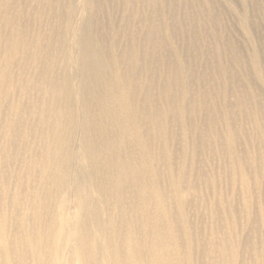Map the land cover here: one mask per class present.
<instances>
[{
  "label": "bare ground",
  "instance_id": "bare-ground-1",
  "mask_svg": "<svg viewBox=\"0 0 264 264\" xmlns=\"http://www.w3.org/2000/svg\"><path fill=\"white\" fill-rule=\"evenodd\" d=\"M117 3L123 18L109 11L111 0H103L102 6L95 0H83L85 20L72 43L71 64L64 63L58 71L55 66L66 48H55L46 41V57L30 64L33 74L25 96L17 98V105L9 104L7 114L4 111L7 118L2 131L9 133L12 149H17L13 139L19 137L24 151L30 146L29 138L48 144V151L37 168L33 159L38 156L31 150L30 160H22L28 178L15 169L16 176L9 180L29 190L24 198L27 205L14 214L15 222H7V212L0 208V264H61L65 254H59L67 248L71 259L79 264H195V254H202V249L200 244L191 245L185 212L188 195L197 188L200 191L201 182L206 180L220 190V184L230 185L239 177L241 195L228 200V191L224 195L216 191L221 196L220 204L233 209L242 194L250 196L253 178L239 166L243 155L251 162L250 148L240 154L228 136L220 154L222 142L214 127L209 130L204 117L215 118L218 112L225 116L226 112L231 118L230 101L234 99L240 110L236 116H248L246 119L256 123L264 113L263 99L252 92L254 78L241 83L231 71L230 60L235 58L226 54L228 30L222 41H217L216 35L213 42L212 32L211 36L204 35V28L217 29L213 2L207 0L204 7L191 0L189 4L194 5L187 7L188 15L185 13L183 18L177 17V9L169 11L166 0ZM62 7L63 0H48L47 10H42L40 0H0L2 72L12 67L19 49L27 51L38 45L43 32L57 34L55 28L46 32L42 23L47 14L62 19ZM31 15L36 19L27 20ZM66 17L72 25L75 0H68ZM119 23H123V29ZM235 47L231 45L230 51L236 55ZM207 52L212 54L211 59L206 57ZM24 56L27 69L28 56ZM253 62L263 78L256 55ZM72 68L79 73L78 86ZM248 68L247 60L242 59L240 69ZM41 75L46 82L44 88ZM8 80L0 76V87ZM17 112L20 115L16 117ZM176 126L185 130L179 154L169 149ZM254 126L262 130L258 124ZM20 128L23 133H19ZM158 147L166 165L164 175L157 170ZM202 151L205 165L199 170L190 164ZM12 160L15 166L18 159L13 155ZM224 167L232 171L230 176L223 175ZM253 170L259 177L260 168L253 166ZM37 171L43 176L40 184L32 176ZM185 175L192 185L188 192L182 189ZM260 179L258 185L262 184ZM257 190L259 196L263 190ZM9 191L5 190L3 199ZM251 204L245 202V209H252ZM173 205L182 231L174 223ZM247 212L250 220L252 210Z\"/></svg>",
  "mask_w": 264,
  "mask_h": 264
},
{
  "label": "rangeland",
  "instance_id": "rangeland-1",
  "mask_svg": "<svg viewBox=\"0 0 264 264\" xmlns=\"http://www.w3.org/2000/svg\"><path fill=\"white\" fill-rule=\"evenodd\" d=\"M166 1L169 6V11L177 9L176 14L179 18H183L185 13L188 15L187 7L192 8L194 5L189 4L191 3V0ZM208 1L213 2L212 13L218 21L216 25L217 29L210 28L206 30L204 28V35L211 36L210 32H212L213 34L211 38L215 35L213 42L216 41V35H218L219 39L217 41H222V35L226 30H228L230 38L227 37V40H225L228 46L226 54L231 59L235 58V60L229 59L230 69L236 73V78L241 83H244L246 79L249 81L251 78H254L253 82L257 86L255 85V87H252V92L255 96L263 99L264 112V0ZM95 2L99 6L103 5V0H95ZM117 4V0H111L109 11L112 10L116 18H123V14L117 11ZM202 4L205 7L207 0H197L195 5L200 6ZM30 5L34 6L32 3ZM82 5L83 0H75V19L73 20L72 25H69L71 23L66 20L68 0H63L62 16H64L62 19H52V17L47 14L42 23L46 32H49L51 28H55L58 30L57 34L55 36H51V34L43 32V38L38 45L31 46L27 51H24L23 49H19V51H17V57L12 67L6 73L2 72L1 68L3 67H0L1 78L5 75L9 79L6 83H2L0 87V208L1 211L7 212L5 216L7 222H15L14 214L21 213L24 210L27 205L24 198L25 194L29 190L26 186L21 188L16 180H14V182L9 180L13 179L17 172L23 177L28 178L29 171L25 169L24 164H22V160H30L31 150H34L38 156L33 159V162L37 168H39L42 161H44L43 158H45L47 154L48 144L41 145L39 143H35L32 138H29L28 143H30V146L24 151L22 149L23 140L19 137H15L13 140L17 149H12L8 141L9 133L2 131L4 127L3 120L7 118L4 111L6 110L7 114L9 104L13 103L17 105L19 101L17 98L25 96L24 93L26 86L28 85L30 76L33 74V69L30 64L35 63L37 59L41 62L46 57L47 52L43 49V46L47 45L46 41H48L49 44L52 43L55 48H58L60 45L66 48L63 56H59L58 63L55 66L58 71L61 70L64 63L71 64L72 57L74 55L72 43L76 34L79 32V27L81 26L80 23L85 20V15L82 13ZM40 7L42 10H47L48 0H40ZM153 18H158V15L153 14ZM30 19H36V17L31 15L27 18V20ZM118 25L120 29L124 28L123 23H119ZM67 41L70 43L69 47L66 45ZM231 45L237 46L241 49V51L239 52L238 48L235 47V55L232 51H230ZM180 46H183V44L181 43ZM192 53H194L193 50ZM24 54L28 56V59L26 58V60L29 61L27 69H25ZM255 55L257 56L256 63L258 68L263 70V78L258 75L260 73H258L254 67L255 62H253V59ZM206 57L211 59L212 54L207 52ZM242 59L247 60L248 63L249 68L246 71H242L240 69ZM204 67H206V64H204ZM204 67H202V70H205ZM71 70L73 75H76L75 84L78 86V79H80L79 73L75 68H72ZM44 73H46L45 69L43 70V74ZM40 82L44 88L46 86L44 75H41ZM42 97L46 99L44 95ZM48 100H52L51 96H49ZM219 103L222 105L223 98L219 100ZM230 103L232 105L230 114L233 115L231 118H227L226 112L225 116L222 115L224 112H218L215 118L207 115L204 119L209 130L213 127L215 128L219 142H222L219 146L220 149L218 148V152L220 154H222V148L224 146V142H226L224 140H226L228 136L232 137L234 147L240 154L242 150H246L248 147L250 148V151L252 152L251 162L246 155H243L240 157L239 163L240 168L244 169V171H246L249 175L248 177L253 178L250 186V196L242 194V196L238 199L239 202L234 205L233 209L228 207L226 204H220L222 201L220 200L221 192L222 195H224L227 191L229 192H227L229 194V197L227 196L228 200H231L230 197H236L240 192H242L243 185L237 174H235V176L238 177V181H230V185L226 182L225 186L219 183L221 187L220 190L218 187H212L210 180H206L205 182H201L200 191L199 188H197L195 193L188 195L185 212L188 217L189 227L191 230V245L193 246L195 243L200 244L202 249V254L200 251H197L195 254V264H264V113L261 116V111L260 119L256 123H252L249 119H246L248 116L244 115L245 118L237 117L236 112L240 113V110L236 109L235 100L232 99ZM19 115L20 113L17 112L16 117ZM252 117L255 119V116L252 115ZM254 124H258L262 130L256 129ZM175 129V136H173L174 141L169 143V149H171L174 153L176 152L175 154H179L181 148L179 143L183 138V131L185 132V130H183L180 126H176ZM23 131V128L19 129V133H23ZM246 134L248 135L246 136ZM195 136L196 134L193 137ZM200 137L203 139L202 135H200ZM79 139L80 135L78 134L75 138L74 145L77 146ZM192 149L197 152V148ZM159 152L160 150L158 147L157 152L155 149L156 157L159 160V163H157V170L164 175V167H166V165L162 163L164 160L160 159ZM13 155L14 159H18L15 166L12 165V162L14 161L12 160ZM173 162L174 169H176L175 171L177 173V169H179V167L176 166V159H174ZM209 162L211 163V159H209ZM213 162L215 168H217L218 162L215 158L213 159ZM191 165H195L199 170L204 169L205 155L203 151L201 152L200 157L192 160L190 166ZM253 166H256L257 169L258 167L260 168L258 171L259 177L254 174L255 171L253 170ZM15 169H17V172H13ZM231 174L232 171L228 167L223 168V175L230 176ZM32 176L38 181V184L41 183L43 176L39 171L34 173ZM258 179H260V183H262L261 185L257 184ZM223 181L225 182L226 180L223 178ZM191 186V180L189 177L187 178V175H185L182 182V189L184 191L188 189V192L189 188L191 189ZM7 188L10 190L9 194L6 199H3L4 192ZM257 188H259V190H263L261 191L262 194L260 193L259 196L257 195ZM216 191H220V193L218 194ZM239 195H241V193ZM248 200L253 205L251 204L252 209L247 210L244 205ZM18 201H21L19 206H17ZM171 210H174V223L176 226H180L182 231L181 223L177 215L178 211L175 209V205L172 206ZM250 210H252V216L250 220H247V211ZM104 220H106V217ZM163 223L164 221L162 220L161 224ZM124 226H129L128 219H126ZM125 234L129 237L128 230L126 229ZM175 234L177 235L176 232ZM180 246V252L184 255V246L181 243ZM68 249L69 248H67V250H62L59 254L60 256L63 253L65 254V256H63L64 259L61 260V264H79L71 259V251ZM168 254L170 255L169 251ZM47 256H49L48 252ZM68 260H70L71 263H68Z\"/></svg>",
  "mask_w": 264,
  "mask_h": 264
}]
</instances>
